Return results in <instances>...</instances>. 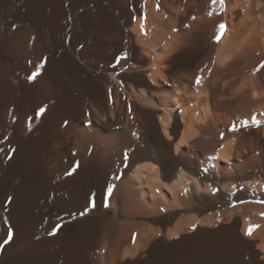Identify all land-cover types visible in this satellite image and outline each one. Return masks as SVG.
Wrapping results in <instances>:
<instances>
[{"label":"bare ground","instance_id":"6f19581e","mask_svg":"<svg viewBox=\"0 0 264 264\" xmlns=\"http://www.w3.org/2000/svg\"><path fill=\"white\" fill-rule=\"evenodd\" d=\"M36 1L0 0V264H264L238 210L205 216L206 205L255 195L264 176V152L250 144L264 145V124L248 126L264 114V69L254 71L264 61V0H225L211 17V3L192 5L197 20L177 22L173 35L159 17L139 39L141 63L123 68L109 66V49L140 45L133 11L112 39L96 6L64 57L57 22Z\"/></svg>","mask_w":264,"mask_h":264},{"label":"rangeland","instance_id":"374dc122","mask_svg":"<svg viewBox=\"0 0 264 264\" xmlns=\"http://www.w3.org/2000/svg\"><path fill=\"white\" fill-rule=\"evenodd\" d=\"M168 1L171 2V5L163 0H158L159 10H157L156 7L157 0H37L36 2L39 7L42 8L44 18L47 22L54 23V20H56L57 30L55 43L57 52L58 54H65V57L74 47L78 45L81 37L85 36V26L90 18V13L101 3H103L107 13L109 37L112 39H120L123 37L124 34L121 29L123 20L128 12L133 11V19L129 27L133 30L132 35L135 43H139L140 37L146 34L149 27L150 29L152 28L153 31L155 30V21L159 17H169L168 25L172 35L180 31V27L177 26L179 22H182L183 27L190 29L192 27V21L197 20L196 15L191 14L190 6L193 5L198 8L201 4L204 5L211 3L210 0H205L203 3H199L198 1L195 2V0ZM41 3L43 4L40 5ZM181 17L185 18L184 21L180 20ZM193 17H195V19H193ZM141 24L144 25L143 30L141 29ZM140 48L141 44H136L134 48L130 49L125 41H123L122 44L112 45L109 49L110 56L114 54L116 55L109 60V66L113 68H123L127 67L131 63L140 64L141 54H143ZM118 49H120L121 52H119ZM199 89H196L195 91H198ZM262 115L264 114H260L259 118L256 120L259 121L260 125L264 124ZM251 123L252 124L249 123L248 126L256 127L254 120L251 121ZM263 132L264 130H262L261 134ZM240 136L241 135H234L229 137L227 139V143L229 142L228 146L235 149L239 145ZM211 138V136H208L207 141ZM250 141L256 156L259 155L260 151L264 152V145L261 146V143H256V141L253 140ZM248 180H251V178H248ZM7 182L8 170L5 169L0 175V185L5 187V185L7 186ZM253 185L249 189V192L255 195L239 197L237 198L238 200L236 199L232 203L224 205L220 208H209L206 205L205 216H216L235 209L238 210L236 211L239 213L237 218L242 220L241 222H243V220L246 221L248 226L259 225V228L254 230L258 236L252 240V250L256 252L258 256L257 258L260 260L261 255L264 254V249L262 251L257 250L256 244L264 241V237L259 236L261 232L264 231V215H262V213H264V203H257V201H264V176L257 177L256 186ZM209 196L211 197V195ZM30 207L33 212H36L38 209L34 203H32ZM244 213H247L246 219H242L245 218V216L243 217V215H245ZM207 226L210 228L215 227L213 224H207Z\"/></svg>","mask_w":264,"mask_h":264},{"label":"snow or ice","instance_id":"6c2138e0","mask_svg":"<svg viewBox=\"0 0 264 264\" xmlns=\"http://www.w3.org/2000/svg\"><path fill=\"white\" fill-rule=\"evenodd\" d=\"M217 6L219 7V12L220 13L224 12V10H225V0H211V9L212 10L207 13V15L209 17H211L214 13H216ZM156 7H157V10H159V2H158V0H157ZM217 14H219V13H217ZM193 19H195V17H193ZM143 27H144V25L141 24V29L142 30H143ZM226 27H227L226 24L223 23V22H221V23H219L217 25V33H216V35L211 37L212 42H214V43H218L219 42V40L221 39L224 31L226 30ZM29 63H31V62H29ZM43 66H44L43 63L36 65L35 66L36 70L33 71L32 74L28 77V80L29 81L35 80L37 78V76L40 75V69H42ZM207 67H208L207 65L204 66V68H207ZM204 68H200L198 71L200 73H202L204 71ZM261 69H264V61H262L260 63V65L254 71L255 72H259ZM211 71H212V69L208 68V72L211 73ZM202 80H203V77L201 75H196L195 78H194V85L193 86L198 89L200 87V85L202 84ZM44 111H45V108H40L39 111L37 112V116L43 114ZM253 120L255 121V117H253ZM90 123L91 122L89 121V124ZM255 123H256V126H259V121H255ZM231 130L232 131H236L237 130L235 128V125H233ZM73 170H75V169H73ZM111 192H112V186L110 185L109 188H108V194L110 195ZM8 199H9V201H11L12 198L9 197ZM257 203H264V201H257ZM262 215H264V213H262ZM4 223H5V225H9V222H8L7 219H5ZM57 227H59V226H57ZM257 228H259V225H249L248 228L245 231V235L251 236L253 234V231L255 229H257ZM54 232H55V229L53 230V234H54ZM12 238H13V228L9 225L7 227V229H6V238L4 239L3 243L4 244L9 243L12 240ZM0 247H2V245H0Z\"/></svg>","mask_w":264,"mask_h":264}]
</instances>
